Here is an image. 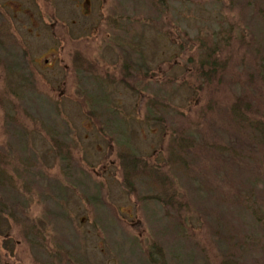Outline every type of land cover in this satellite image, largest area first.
<instances>
[{"label": "rangeland", "instance_id": "rangeland-1", "mask_svg": "<svg viewBox=\"0 0 264 264\" xmlns=\"http://www.w3.org/2000/svg\"><path fill=\"white\" fill-rule=\"evenodd\" d=\"M164 3L0 0V264H146L155 241L171 264H264V137L231 119L242 96L264 127V0ZM183 133L198 157L174 176L190 211L178 241L116 152L122 138L163 164Z\"/></svg>", "mask_w": 264, "mask_h": 264}, {"label": "trees", "instance_id": "trees-1", "mask_svg": "<svg viewBox=\"0 0 264 264\" xmlns=\"http://www.w3.org/2000/svg\"><path fill=\"white\" fill-rule=\"evenodd\" d=\"M164 2L165 0H159V4L163 8L166 6ZM199 40L202 43V39L199 38ZM201 65L203 67H201ZM201 65L202 72L206 73L203 77L205 80H211L214 71L217 70L215 57L206 52V57L202 60ZM205 67H207V69H205ZM16 68H18V66L14 65L13 70ZM13 75V80L15 81L19 75H15V73H13ZM129 84L131 86V83H126L127 86H125L129 88ZM101 89H103V86H101ZM107 101L108 98L104 94L103 101H99V103L106 104L108 103ZM234 104H236L234 107L232 106L234 115L231 116L233 124L240 130L251 128L255 131L254 133L264 137V127L260 126L262 123L255 125L249 118L250 108H248L245 97L240 96ZM162 108V105L157 102L149 104L147 111L148 118L153 120L163 119L160 114L162 113L160 111ZM118 122V118H113L114 126H116ZM159 126H163V123H159ZM117 129L116 127L115 132L119 134ZM186 134L183 133V135L178 136V138H172L170 142L171 146L168 148V158L163 164L154 161L155 157H157L156 154H147V156L140 155L137 150H133L130 146L125 145L126 143L122 138L120 140L118 139V144L121 145V149L116 152L117 166L122 168L124 172L123 182L125 187L128 188L129 192L134 193L138 190L136 186L139 184V189L145 191L143 196L140 197V202H144L142 208H144L146 212H150L153 219H163V221H158L159 224L162 225L160 228V235L162 237L168 235L174 236L178 241L186 235L190 211L187 207V202L183 200L184 196H182L175 184L174 176H176V178L179 176H189L190 162L196 160L198 157L195 142L190 135ZM55 144L58 159L62 161L65 167H70L73 159L70 157V149L67 148L61 140H58ZM220 152L226 153L227 151L224 149ZM2 173L5 174L6 172L0 167V178L2 177ZM171 174L174 179L171 177ZM149 216L150 215H148V217ZM262 227L264 229V226ZM149 247L151 252L147 255L148 260L145 262L146 264L172 263L167 259V257L170 258L172 252L165 250L162 246L160 247L156 241L151 243ZM143 251L146 253L145 250ZM186 263L187 262H183L182 264ZM221 264H236V262L226 256L221 261Z\"/></svg>", "mask_w": 264, "mask_h": 264}]
</instances>
